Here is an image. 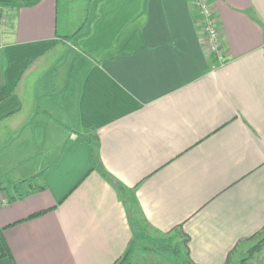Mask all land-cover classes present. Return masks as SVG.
I'll list each match as a JSON object with an SVG mask.
<instances>
[{
  "label": "crops",
  "instance_id": "0c3cea01",
  "mask_svg": "<svg viewBox=\"0 0 264 264\" xmlns=\"http://www.w3.org/2000/svg\"><path fill=\"white\" fill-rule=\"evenodd\" d=\"M75 1L0 0V264H114L144 229L241 264L264 238V0H209L224 63L191 0Z\"/></svg>",
  "mask_w": 264,
  "mask_h": 264
},
{
  "label": "rangeland",
  "instance_id": "374dc122",
  "mask_svg": "<svg viewBox=\"0 0 264 264\" xmlns=\"http://www.w3.org/2000/svg\"><path fill=\"white\" fill-rule=\"evenodd\" d=\"M62 3L66 0H61ZM76 0L71 4L72 10L66 13L65 8L62 9L68 17L72 11L78 10L81 7H85L84 2L77 5ZM63 7H68L67 4H62ZM1 184V183H0ZM2 186L5 184L2 183ZM11 192V191H10ZM12 193V192H11ZM143 231L141 235H138L134 240L133 250V264H186L187 256L184 249L183 239L179 238V233H171L168 235L155 234L150 230ZM261 237L254 240V246L259 244ZM252 246V248L254 247ZM251 248V249H252ZM250 249V250H251ZM248 255V254H247ZM245 256V258L247 257ZM245 264H264V250H261L255 255L250 256Z\"/></svg>",
  "mask_w": 264,
  "mask_h": 264
},
{
  "label": "built area",
  "instance_id": "2783aa9c",
  "mask_svg": "<svg viewBox=\"0 0 264 264\" xmlns=\"http://www.w3.org/2000/svg\"><path fill=\"white\" fill-rule=\"evenodd\" d=\"M191 7L198 17V25L211 54L224 63L223 37L218 17L209 0H191ZM3 8L0 7V30L3 25Z\"/></svg>",
  "mask_w": 264,
  "mask_h": 264
},
{
  "label": "trees",
  "instance_id": "16d2710c",
  "mask_svg": "<svg viewBox=\"0 0 264 264\" xmlns=\"http://www.w3.org/2000/svg\"><path fill=\"white\" fill-rule=\"evenodd\" d=\"M96 154H95V151H94V158H95ZM32 181H29V182H24V183H21L20 185H16L13 187L12 192H14V194H16V197H11L9 196V203H12L16 200H19V199H23L24 197H28L32 194H34L36 191H43V188H37V189H33V186H32ZM23 184H28L27 185V189L26 188H22V185ZM5 189L2 188V185L0 184V191H4ZM9 193H10V190H9ZM44 212L42 213H39L37 215H35L34 217H38V216H41L43 215ZM261 235V232L257 233L256 235H254L253 237L250 238V241H254L256 238H258L259 236ZM134 242L135 241H132L128 250L125 252V254L119 259L117 260L114 264H133L132 263V259H133V250H132V247L134 245ZM187 243H188V238L186 236H184V249H185V252H186V255L188 256L189 254V249L187 248ZM264 247V238L259 242V244L255 245L249 252H248V255L246 258H244L242 261H241V264H245L247 262V259H249L250 256H254L255 253L259 252L261 250V248L263 249ZM11 256V253L6 245V243L3 241V238L1 236V233H0V260L3 259V258H6V257H10ZM231 262V257L229 256L228 258V261L226 264H230ZM186 264H194L191 259L188 257V260H187V263Z\"/></svg>",
  "mask_w": 264,
  "mask_h": 264
}]
</instances>
